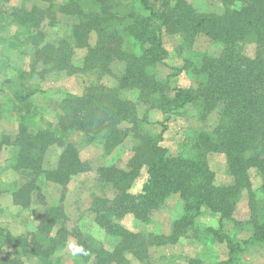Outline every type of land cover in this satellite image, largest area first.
<instances>
[{
    "label": "trees",
    "instance_id": "trees-1",
    "mask_svg": "<svg viewBox=\"0 0 264 264\" xmlns=\"http://www.w3.org/2000/svg\"><path fill=\"white\" fill-rule=\"evenodd\" d=\"M10 1L0 0V28L14 35L12 41L32 46L34 52L30 71L21 66L20 77L35 74L34 64L38 62L48 66L47 71H73V48L86 47L92 29L97 32V41L88 49L83 68H95L100 74L109 72V65L115 60L125 62L115 87L99 86L97 91L87 90L82 94L65 92L57 104L61 113L53 124L30 130L23 123L31 120L30 117L19 112L18 134L12 141L16 146L12 165L16 164L10 167L24 170L30 163L28 170L33 179L14 185L10 191L13 204L27 208L43 199L39 181L64 184L72 174L89 169L70 141L74 132L87 136V142H101L104 148H112L130 135L138 143L125 166L113 163L96 169L98 180L111 187L113 196H95L88 207L94 223L117 237L116 246L126 248L133 255L145 256L148 245L174 242L193 230L194 219L205 209L218 216L217 227L208 228V233L216 242L225 243L228 250L227 258L217 264H235L249 245L264 246V199L253 208L250 222H244L243 227H252L247 237L236 238L223 230L233 220L231 216L241 190L250 187L249 168L259 172L264 196V0H219L220 7L205 14L186 0H139L140 9L135 14L122 16L106 10V5L102 11L84 14L83 4L79 6L75 0H41L47 2L45 8L33 4L35 0H20V4L4 9ZM56 9L73 18L70 39L74 42L64 37L44 41L43 22L53 25ZM166 33H180L188 42L196 35H205L219 45L220 52L218 55L197 52L195 62L186 59L187 65L172 66V73L156 78L151 70L166 64L168 58ZM127 39L139 45L140 54L123 48ZM247 44L255 47L253 56L243 51ZM189 68L198 78V87L173 85L171 79L185 69L189 72ZM126 86L135 87L144 102L151 101L150 107L161 111L163 119L155 122L160 126L155 135L142 130L145 121L138 117L136 105L120 96L119 90ZM38 92L33 88L15 97L19 104L28 105L30 97ZM186 107H193L201 121L219 108V118L212 131L196 130L187 140L188 150L174 155L161 141L170 115ZM122 123L127 126L119 127ZM52 145L62 149L57 167L36 171L41 153ZM209 152L224 153L234 179L232 184L214 182L207 160ZM144 171L145 178L132 191ZM172 194H178L182 214L172 222L168 235L144 237L117 222L127 213L148 221L151 213ZM66 222L62 206L44 203L43 219L29 235L15 236L0 228V251H12L8 256H0V264H24L25 257L47 264L68 238L75 239L77 246L85 249L86 255L79 254L84 260L93 264H119L121 258L115 252L96 247L76 224L69 228Z\"/></svg>",
    "mask_w": 264,
    "mask_h": 264
},
{
    "label": "rangeland",
    "instance_id": "rangeland-1",
    "mask_svg": "<svg viewBox=\"0 0 264 264\" xmlns=\"http://www.w3.org/2000/svg\"><path fill=\"white\" fill-rule=\"evenodd\" d=\"M70 1L74 0H68L67 2ZM75 1L78 2L79 6L83 4L84 14H87L86 11L93 13L97 9L102 11L105 5L107 6L106 10L118 16L127 13L135 14L140 9L139 0ZM186 2L203 14L216 11L217 7H220L219 0H186ZM6 4L3 8L9 9V6L20 4V0H11ZM33 4L41 8L47 6V2L41 0H35ZM53 16V25L47 26L45 24L48 21L43 22L45 26L43 25L42 29L46 33L44 41L53 42L52 39L56 38L57 40L59 37L71 41L73 27L71 22H73V18L68 14L61 13L60 9L54 10ZM5 31H7L6 28H0V228L8 229L15 236L29 235L31 231L36 229L39 221L43 219L44 203L59 204L67 216V227L71 228L72 224H76L78 229L87 234L96 247L115 252L121 258L119 264H217L219 260L227 258L228 250L225 243L216 242L212 234L208 233V228L217 227L218 216L207 209L203 210V213L194 219L193 230L178 237L174 242L148 245L145 256L143 254L133 255L126 248L122 249L123 247L120 245L116 246L117 237L94 223L92 213L90 214L88 211L92 199L100 195L112 197L114 194L109 185H105L98 180L96 169L113 163L118 167L125 166L127 160L133 155V148L138 143V140L130 135L125 136L114 147L104 148L101 142H97V140L87 142L85 140L87 136L74 132L70 136V141L76 145L79 159L84 161L89 169L72 174L64 184L39 181L43 190V199H38V202L37 200L34 201L35 203L27 208L13 204L10 191L14 185L18 186L28 179H33L30 176L32 172L28 170L30 163L24 170L10 167L15 161L16 146L13 145L12 141L16 140L18 134L17 115L19 112L26 113L30 117L31 120L23 122L30 130L53 124L61 113L57 104L61 101L65 92L82 94L87 90L97 91L99 86L115 87L117 76L121 74L120 71L125 67V62L121 60L111 62L109 65L110 71L107 73L99 74L92 67V69H84L83 63L88 49L94 47L97 41V32L92 29L88 33L87 46L80 48L74 46L73 48L71 56L73 71H47L46 67L48 66L45 67L38 62L34 64L35 71L33 73L35 74L32 76L24 74L20 77L18 74H20L19 69L21 66L27 72L30 71L29 63L32 62L30 57L34 52L32 46L26 47L22 43L12 41L14 35H10V31ZM165 44L168 49L166 64L156 65L155 68L153 66L151 70L157 76L156 78L158 76L163 78L168 73H172V66L187 65L186 59L195 62L197 52H207L212 55H218L220 52L218 44L201 34L192 37V41L188 42L180 33H166ZM38 48L41 49L42 47L38 46ZM123 48L129 53H141L139 45L131 39L124 42ZM243 51L248 56H253L255 47L252 44L249 46L247 44L245 48L243 47ZM10 66L15 68L11 69ZM191 71V68H189V72L186 69L183 70L178 76L171 79L172 84L196 89L199 85L198 78ZM33 88L38 89L39 92L30 97L27 102L28 105L19 104L15 95L20 93L24 95ZM119 94L123 99H127L136 105L138 117L143 118L145 121L142 130L151 135L159 132L160 126L156 125L155 122L163 119V116L160 110L150 107L151 101L144 102L138 96V90L135 87L126 86L121 88ZM218 118L219 108L212 110L206 119L202 121L198 118L193 107H186L174 112L166 121L167 128L163 133L161 144L167 147L171 154L185 153L188 150H186V143L189 137L196 130L212 131L218 122ZM125 126L127 125L123 123L119 125V127ZM61 152L62 149L56 145L45 149L41 153L39 163L35 164L36 171L54 170L59 163ZM207 160L214 174L216 184L229 185L233 183L234 179L228 171L226 156L223 152H209ZM15 164L13 165L15 166ZM13 165L12 167H14ZM27 173H29V176H27ZM247 173L250 187L241 190L235 201L231 216L235 224L232 222L233 220H229L223 229L225 233L236 236V238H245L251 232L252 227L250 225L243 227L244 222H250L253 208L261 205L264 199L261 191L262 179L259 172L252 167L249 168ZM144 174L145 171L142 172V175L132 187V191L139 187L141 181L145 178ZM181 214L182 202L178 194H172L161 207L151 213L148 221H141L132 214L127 213L117 222L127 230L141 234L144 237L157 234L168 235L172 222L179 218ZM74 246H77L75 239L68 238L64 247L57 251L47 264H93L90 260H84L79 254H73ZM11 252L10 250H1L0 256H8ZM237 259L235 264H264V246L259 244L249 245ZM22 260H24V264H41L34 257H25Z\"/></svg>",
    "mask_w": 264,
    "mask_h": 264
},
{
    "label": "clouds",
    "instance_id": "clouds-1",
    "mask_svg": "<svg viewBox=\"0 0 264 264\" xmlns=\"http://www.w3.org/2000/svg\"><path fill=\"white\" fill-rule=\"evenodd\" d=\"M73 254H87V252L85 251V249L81 246H74L73 249Z\"/></svg>",
    "mask_w": 264,
    "mask_h": 264
}]
</instances>
